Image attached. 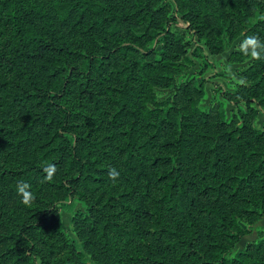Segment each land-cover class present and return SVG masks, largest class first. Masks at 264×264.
Wrapping results in <instances>:
<instances>
[{"label": "trees", "instance_id": "1", "mask_svg": "<svg viewBox=\"0 0 264 264\" xmlns=\"http://www.w3.org/2000/svg\"><path fill=\"white\" fill-rule=\"evenodd\" d=\"M188 35L264 42V0H0V264H264V230L232 255L264 215V57L230 55L227 119L177 82Z\"/></svg>", "mask_w": 264, "mask_h": 264}, {"label": "rangeland", "instance_id": "2", "mask_svg": "<svg viewBox=\"0 0 264 264\" xmlns=\"http://www.w3.org/2000/svg\"><path fill=\"white\" fill-rule=\"evenodd\" d=\"M254 22V20H253ZM177 30L183 31L184 24L179 23L174 26ZM243 38H238L229 42L224 41V50L219 54H211L202 40L188 35V69L177 77V82L195 81L204 89V97L200 104L201 108H206L211 103L219 101L225 109L227 119H231L236 112V106L223 98L225 91L234 90L242 83L240 69L247 66L248 61L244 63H235L229 61L230 55L238 51L243 43ZM171 89H157L156 96L159 99H166ZM241 108L245 106L240 105ZM259 112L255 124L258 128L264 125V109L258 108ZM85 205L78 200L65 201L60 208V216L63 226L66 228L68 236L75 237L72 226V217L78 211H84ZM248 232L244 234L236 243L232 255L244 251L250 244L259 240V233L264 230V215L252 226H247Z\"/></svg>", "mask_w": 264, "mask_h": 264}, {"label": "clouds", "instance_id": "3", "mask_svg": "<svg viewBox=\"0 0 264 264\" xmlns=\"http://www.w3.org/2000/svg\"><path fill=\"white\" fill-rule=\"evenodd\" d=\"M241 52L245 55H251L253 58L259 59L264 57V42L256 36L246 37L241 46ZM46 171L49 173L46 179H51L52 173L55 172L54 165H48ZM118 176L114 170L110 173L111 178ZM18 194L21 196L24 203L31 201L29 186L26 182H18Z\"/></svg>", "mask_w": 264, "mask_h": 264}]
</instances>
